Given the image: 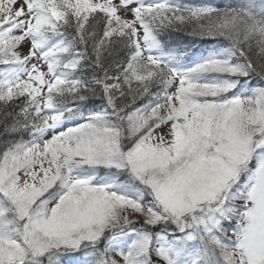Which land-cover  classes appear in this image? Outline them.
I'll use <instances>...</instances> for the list:
<instances>
[{
  "label": "snow or ice",
  "instance_id": "snow-or-ice-1",
  "mask_svg": "<svg viewBox=\"0 0 264 264\" xmlns=\"http://www.w3.org/2000/svg\"><path fill=\"white\" fill-rule=\"evenodd\" d=\"M0 264H264V0H0Z\"/></svg>",
  "mask_w": 264,
  "mask_h": 264
},
{
  "label": "trees",
  "instance_id": "trees-1",
  "mask_svg": "<svg viewBox=\"0 0 264 264\" xmlns=\"http://www.w3.org/2000/svg\"><path fill=\"white\" fill-rule=\"evenodd\" d=\"M207 2H209V3H213V4H223V3L225 2V0H207ZM183 39H184L185 41H188V40H190L191 38L184 37ZM199 47H203V45H202V44L199 45L197 50H199Z\"/></svg>",
  "mask_w": 264,
  "mask_h": 264
}]
</instances>
